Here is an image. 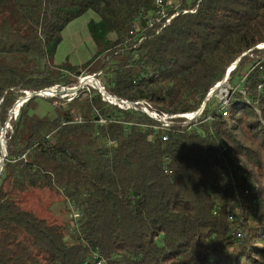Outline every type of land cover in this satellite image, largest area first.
I'll use <instances>...</instances> for the list:
<instances>
[{
    "label": "trees",
    "instance_id": "obj_1",
    "mask_svg": "<svg viewBox=\"0 0 264 264\" xmlns=\"http://www.w3.org/2000/svg\"><path fill=\"white\" fill-rule=\"evenodd\" d=\"M186 3L193 12L149 27L141 17L152 0H0V132L10 126L0 264H264V0ZM85 11L98 17L87 30L101 57L82 69L108 75L107 93L154 113H190L234 65L223 117L173 119L163 141L141 129L147 117L91 90L69 103L80 114L39 118L32 98L9 119L23 92L77 83L80 70L51 61L64 25ZM217 105L211 97L203 115ZM73 114L84 122L61 124ZM43 188L78 208L74 226L21 208Z\"/></svg>",
    "mask_w": 264,
    "mask_h": 264
},
{
    "label": "built area",
    "instance_id": "obj_2",
    "mask_svg": "<svg viewBox=\"0 0 264 264\" xmlns=\"http://www.w3.org/2000/svg\"><path fill=\"white\" fill-rule=\"evenodd\" d=\"M153 1V7L152 9L141 17V20L144 21L146 25L149 27L164 23V25L169 24V22L179 14L180 11L183 13H191L194 10L190 9V5L186 2H192L195 0H152ZM198 1V0H196ZM182 6H184V9H181ZM163 25V27H164ZM130 35H133V32L130 33ZM144 37L142 34L138 35V39L136 40L138 43H140ZM129 40L124 42V46ZM228 78V72L226 74L225 81L222 83H218L213 89L210 90V92L207 94L205 98V102L195 111L190 113H184L179 115H168V114H159V113H153L151 111H148L147 109L140 106L139 102H129L125 100H121L115 96L110 95L107 93V91L104 88L103 83H101L99 76L97 74H90L88 71L86 72H80L78 76L75 77L76 84L71 87H63L60 85L53 86L51 88L39 90V91H25L23 92V96L20 97L19 100H17L9 112V119H16L20 107L25 104L28 100L32 98H41V99H54L55 101L61 98L68 97V103L72 102L77 96L82 93L91 94V90H95L101 100L111 106L116 107L120 110H131L135 113H138L140 115H144L147 117L150 121H152L151 124L142 123L140 124L141 129L144 131L147 128H150L154 133H161V138L163 141H166L168 139V132L171 130L172 126V120L176 118L184 119L183 123H189V122H199L204 123L211 121L217 117H223V111H224V104L227 103L229 98V92L231 91V88L228 86L227 88L230 89L224 90V96H217L218 99V105L215 110L210 112L207 116L203 115V111L205 108V103L213 97V92L217 90L218 88L226 84ZM220 84V85H219ZM219 85V87H218ZM221 93V91H220ZM54 101V102H55ZM84 122L83 118L80 115L73 114L69 121H62L61 124H82ZM108 122L106 119L98 117L96 120V123L99 125H106ZM10 128L9 123L7 122L5 124V129ZM4 129V130H5ZM2 131V130H1ZM5 131L2 134L0 132V139L2 141L3 148H5ZM108 146L114 145V141L109 140L107 143ZM167 164V160H166ZM165 173L170 174L171 172L165 167ZM68 217L69 220H71L72 225L74 226L77 221L81 218V214L78 210V208L73 204L68 202ZM239 237V235H237ZM101 261H98L97 264H100Z\"/></svg>",
    "mask_w": 264,
    "mask_h": 264
},
{
    "label": "rangeland",
    "instance_id": "obj_3",
    "mask_svg": "<svg viewBox=\"0 0 264 264\" xmlns=\"http://www.w3.org/2000/svg\"><path fill=\"white\" fill-rule=\"evenodd\" d=\"M91 20L97 21L98 17L91 11H85L77 18L69 21L60 33V43L57 45L55 54L52 57V65L58 68L80 70V72H86L82 69L88 64H93L100 59L99 48L92 41L87 30V23ZM107 40L113 41L114 35L109 34ZM82 69V70H81ZM79 72V73H80ZM78 75H71V80H75ZM108 75L104 74L100 76L101 83L106 85V79ZM237 89H241L240 80H236ZM239 82V83H238ZM230 87L228 80L226 84L221 85L220 88L213 92V96H224V90L230 91L227 87ZM221 91V93H220ZM229 95V94H228ZM85 98L84 95L79 94L76 100ZM20 99V98H19ZM18 99V100H19ZM214 100H211V104ZM78 106L84 110L86 105L84 103ZM34 108L29 111L30 115H36L39 118L55 119L59 114L70 110L71 112L79 113V108H70L68 103V97L61 98L55 102H49L48 100L37 98L33 101ZM227 103L225 104V106ZM72 107V105H71ZM15 120V119H14ZM4 132H2L3 134ZM3 143L0 139V160L1 154H3ZM62 194H58L55 191L49 189H36L27 193L21 197V208L31 211L38 217L45 219L49 223L53 222H66L69 220L66 203H63Z\"/></svg>",
    "mask_w": 264,
    "mask_h": 264
},
{
    "label": "water",
    "instance_id": "obj_4",
    "mask_svg": "<svg viewBox=\"0 0 264 264\" xmlns=\"http://www.w3.org/2000/svg\"><path fill=\"white\" fill-rule=\"evenodd\" d=\"M262 47H264V46H262ZM261 47V48H262ZM232 68H234V65L231 67V69ZM230 69V70H231ZM230 70H228V73L230 72ZM225 78H226V76L224 77V80L223 81H225ZM223 81H221L220 83H222ZM220 85V84H219ZM219 85H218V87H219ZM2 131L1 132H4L5 130L4 129H1ZM5 147V146H4ZM3 154H1V160H0V172H1V170H2V166H3V162H4V159H5V156H6V153H5V148H3V152H2Z\"/></svg>",
    "mask_w": 264,
    "mask_h": 264
},
{
    "label": "bare ground",
    "instance_id": "obj_5",
    "mask_svg": "<svg viewBox=\"0 0 264 264\" xmlns=\"http://www.w3.org/2000/svg\"><path fill=\"white\" fill-rule=\"evenodd\" d=\"M154 113V112H153ZM96 264H97V261H96Z\"/></svg>",
    "mask_w": 264,
    "mask_h": 264
}]
</instances>
